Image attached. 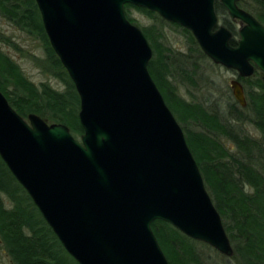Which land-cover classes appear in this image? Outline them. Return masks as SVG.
Returning a JSON list of instances; mask_svg holds the SVG:
<instances>
[{
    "label": "water",
    "instance_id": "1",
    "mask_svg": "<svg viewBox=\"0 0 264 264\" xmlns=\"http://www.w3.org/2000/svg\"><path fill=\"white\" fill-rule=\"evenodd\" d=\"M80 97L77 139L22 116L0 89V156L79 264H170L155 220L232 257L234 246L185 132L150 70L152 45L126 15L146 8L188 29L217 65L264 81V24L241 0H35ZM217 1L238 23L220 20ZM247 106L242 82L230 80Z\"/></svg>",
    "mask_w": 264,
    "mask_h": 264
},
{
    "label": "trees",
    "instance_id": "2",
    "mask_svg": "<svg viewBox=\"0 0 264 264\" xmlns=\"http://www.w3.org/2000/svg\"><path fill=\"white\" fill-rule=\"evenodd\" d=\"M239 4L264 24V0H241ZM131 7L165 22L155 12L126 4L127 17L137 25L130 13ZM216 7L221 22L238 35L236 22L229 17L227 9L220 1ZM0 16L40 38L45 53V58L39 59L42 69L65 85L64 90H59L46 82L35 84L20 65L0 49V89L22 116L37 113L51 123H64L80 139L84 133L79 120L80 97L50 44L36 1L0 0ZM169 24L181 28L188 36L189 51L166 46L161 41L163 32L155 25L140 26L154 52L149 70L184 129L234 246L232 257H222L225 263L234 260L236 264H264V81L259 70L254 76L241 79L246 89V107L229 100L226 110H218L212 107L214 100L209 103L186 100L178 94L175 82L202 80L206 84L209 78H204L200 65L203 59H210L188 29ZM232 44H237L236 38ZM247 123L260 135L246 131L243 125ZM226 141L233 145L229 147ZM4 197L11 202L10 207ZM152 227L170 264H212L197 247L199 243L205 246L206 243L191 239L164 220H155ZM0 241L12 264H79L66 251L1 156Z\"/></svg>",
    "mask_w": 264,
    "mask_h": 264
},
{
    "label": "rangeland",
    "instance_id": "3",
    "mask_svg": "<svg viewBox=\"0 0 264 264\" xmlns=\"http://www.w3.org/2000/svg\"><path fill=\"white\" fill-rule=\"evenodd\" d=\"M130 13L137 20L139 27L155 25L157 30L162 31L164 37L161 41L166 46H169L176 51H189V38L184 34L181 28L169 24L166 20L163 22L157 18L150 17L134 7L130 8ZM236 26L238 32L237 22ZM237 38H239L238 35L236 36V39ZM0 49L16 61L25 75L35 84L40 85L42 82H46L59 90L65 89V85L57 77L51 72H45L41 67L42 63L39 59H44L45 53L40 38L36 34L27 32L19 27V25L14 24L12 21L1 16ZM202 61L200 67H202L201 70L205 74L204 78H209L206 84L205 81L202 80L196 81L197 83L195 81H184V83L175 82L177 92L188 101H207L206 103H209L208 101L214 100L212 103L214 109L226 110L228 101L235 100L230 86V80L236 78V72L222 65L213 63L211 59H203ZM243 128L254 136L260 135L259 131L249 123L243 125ZM226 144L229 147L233 145L230 142H227ZM4 199L7 207H10L11 202L9 199L7 197H4ZM197 247L206 261H210L212 264H236L234 260L225 263L222 257L223 254L219 253L208 244L205 246L199 243L197 244ZM0 264H12L10 257L2 248L1 242Z\"/></svg>",
    "mask_w": 264,
    "mask_h": 264
},
{
    "label": "flooded vegetation",
    "instance_id": "4",
    "mask_svg": "<svg viewBox=\"0 0 264 264\" xmlns=\"http://www.w3.org/2000/svg\"><path fill=\"white\" fill-rule=\"evenodd\" d=\"M235 35V34H234ZM235 36H237V35H235ZM236 72V71H235ZM261 73V72H260ZM236 78L237 79H239L241 82H242V78H244V77H240V76H238V74H237V72H236ZM242 84L244 85V83L242 82ZM245 87V86H244ZM246 90V89H245ZM1 242V241H0Z\"/></svg>",
    "mask_w": 264,
    "mask_h": 264
}]
</instances>
